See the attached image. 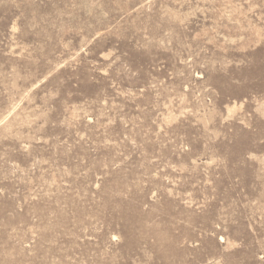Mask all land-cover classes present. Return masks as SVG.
<instances>
[{"label":"rangeland","instance_id":"1","mask_svg":"<svg viewBox=\"0 0 264 264\" xmlns=\"http://www.w3.org/2000/svg\"><path fill=\"white\" fill-rule=\"evenodd\" d=\"M0 264H264V0H0Z\"/></svg>","mask_w":264,"mask_h":264}]
</instances>
